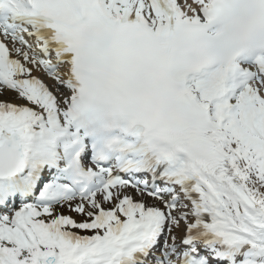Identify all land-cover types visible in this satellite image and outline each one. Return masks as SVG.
<instances>
[{
    "label": "snow or ice",
    "instance_id": "1",
    "mask_svg": "<svg viewBox=\"0 0 264 264\" xmlns=\"http://www.w3.org/2000/svg\"><path fill=\"white\" fill-rule=\"evenodd\" d=\"M0 264H264V0H0Z\"/></svg>",
    "mask_w": 264,
    "mask_h": 264
}]
</instances>
